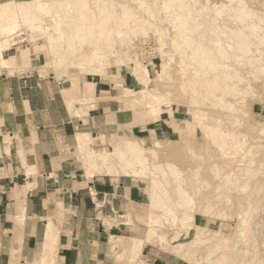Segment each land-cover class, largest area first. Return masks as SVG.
<instances>
[{
	"label": "bare ground",
	"instance_id": "6f19581e",
	"mask_svg": "<svg viewBox=\"0 0 264 264\" xmlns=\"http://www.w3.org/2000/svg\"><path fill=\"white\" fill-rule=\"evenodd\" d=\"M257 3H261L259 6L262 9L254 6ZM91 4L98 6V10ZM60 7L62 13L59 14L57 10ZM43 15L47 24L57 22L56 25L51 24L53 32L43 24ZM161 19H165L172 29L159 25L158 20ZM24 23L29 24L35 37L42 36L46 40L48 49L55 57L53 62L57 68L69 66L83 69L88 74H100L103 69L112 66L109 53H114L120 58V65H135V79L143 88L135 92L126 87V93L123 95L134 97V100L141 102L145 106L144 112L153 120L161 119L165 109L172 110L178 99L175 100L170 90L162 91L158 86L150 85L152 77L147 64H143L137 56L125 58L138 35L146 36L153 32L158 36L161 51L158 73L162 77H169L173 68L171 62L175 59V54H179V61L175 63L174 68H178L182 74L179 81L181 91L192 95L191 106L199 110L201 108L197 98L209 104L208 107L215 106L214 108L219 107L236 113V104L246 103L245 99L240 98L238 102H234L229 96L237 97L249 90L255 91L253 95H257L258 91L253 83L264 82V0H17L14 14H0V33L2 36L10 34L11 40L16 39L22 34V30L18 29L23 27ZM61 33L64 37L63 44L56 41ZM99 36L104 40L101 44ZM25 39L22 37L12 43L23 42ZM189 68L191 69L188 70ZM245 80L248 84L246 88L240 87V83ZM93 100V97L89 96L71 98L67 100V106L74 115L88 114V103ZM207 116L200 111L192 124L196 123L198 130L212 137L225 157L238 156L237 153L241 151L248 136L241 140L234 130H224L221 124L206 122ZM167 119L174 132L184 130ZM259 132L260 136L251 138V146L246 151L249 156L255 151L256 141H261L264 128ZM74 136L76 147L83 156L82 168L89 177L120 174L151 176L148 197L152 211L143 221L146 227L145 235H115L110 239V249L113 252L122 248V251L116 254L117 259L124 258L125 262L122 264H149L141 256L146 244L155 239L162 244L165 251L189 264H203L193 257L189 245L179 241L180 237L176 233L169 237L168 232L161 231L164 226L162 217L166 215L175 220L179 211L181 226L178 233H185L190 226L200 227L195 215L198 210L202 214L213 212L218 216L231 217L236 214L235 228L240 230L241 235H245L251 221L252 202L248 197L247 205H241L244 202L239 197L236 207L239 206L240 209L229 211L232 209V201L227 192L233 188L238 189L241 194L248 191L249 183L238 186L237 180L242 176H248L250 179L260 171V168L252 167V159L238 174L233 173L235 171L223 173L226 186L224 191H221L222 185L218 186L215 199L207 197L203 205H198L194 197L187 192V179L176 163L168 161L164 165L161 162H149L147 153L156 155L158 150L165 151L167 143L173 141L165 143L160 139L148 141L145 138L117 136L111 140V149L97 150L94 147L96 140L100 139L103 144L106 143V134L95 136L88 131H77ZM12 139L10 135L5 136V141L9 144H12ZM10 148L11 146H7V151H10ZM19 152L25 162L24 153L21 150ZM169 177L173 178L177 194L175 202H172L167 188L171 183ZM215 201L221 202L219 204H223L225 208L220 212L215 211ZM61 206L62 203L59 204V207ZM125 216L128 219L124 221V225H134L131 214ZM58 239L59 230L54 222L49 220L43 253L35 264H56ZM212 239L214 246L207 249L209 263L240 264L245 259V252L242 255L235 246L229 245V238L221 237L223 243L218 235H214ZM212 256H215L214 259Z\"/></svg>",
	"mask_w": 264,
	"mask_h": 264
},
{
	"label": "rangeland",
	"instance_id": "374dc122",
	"mask_svg": "<svg viewBox=\"0 0 264 264\" xmlns=\"http://www.w3.org/2000/svg\"><path fill=\"white\" fill-rule=\"evenodd\" d=\"M123 1L128 2V0ZM260 4L261 3H257L254 6L257 9H262V7L259 6ZM91 5L95 10H98V6H94L93 4ZM44 9H46V6ZM58 9L59 10H57V12L59 14L60 12L62 13V8L60 7ZM42 19L44 21L43 24L45 23L47 27H50L49 30L53 32V27L51 26L56 25L57 22L55 24L54 22H50L47 24L44 15L42 16ZM71 19L73 21V18ZM158 24L164 27H170L169 23L166 22L165 19L158 20ZM170 28L172 29V27ZM18 30H22L21 35H19L16 39L8 40L3 44L2 47L0 46V61L2 60V55H5L7 49L11 48L10 50H8L7 56L9 53L18 54L20 49H18L17 47L24 46L26 43H31L36 46H41L40 48L44 50V56L42 57L41 62L46 63V65L50 66L51 68L53 67L52 69L56 72L57 77L63 78V76H66V78H71V80H79V82L82 78V75H84L85 78L87 77L85 73L88 72L80 68L69 66L61 68L55 67L53 62L55 60V57L52 55L50 49H48L46 40L42 36L34 37L29 24L24 23L23 27H20ZM148 35H144L145 37L143 35L136 36L132 43L133 47H130V49L127 51V55L125 54V58L129 56H133V58H136L137 56V58L142 61L143 64H147V68L149 69L150 75L152 77L150 85L156 87L158 86V88L162 91L170 90L173 93L172 96H174L175 100L178 99L177 101H175L177 102V104L173 106L172 110L169 111V109H165L158 127L164 128V131L172 129L170 123L166 121V118H168L167 120H170L176 126L183 127L184 130H181L180 132L170 133V136H168L169 133H167V136H164L165 134L162 132L163 130L157 129V124L159 122H155V120L149 118L146 115V112H144L145 106L135 101L133 99L134 97H118L119 90L120 93L123 94L124 88L126 89V87L130 88L131 90L134 89L136 85L140 89L143 87L141 84L138 85V82L135 79V65L128 63H124L125 65H119L120 58L116 57L114 53H109L112 62V67L110 68L115 69L114 71L113 69H109L99 77V84L101 83V81L106 82V85L100 86L104 89L107 88V90H99L95 93L96 97H102L100 100L107 101L109 107L107 110H105V114L99 118L100 120L98 124H95L93 126H91L90 124H87L85 126L77 125L75 131H90L95 136L101 135L102 132L105 133L107 136V141L103 144L100 139H97L96 144L94 145L97 150L111 149V140L117 136L136 139L145 138L148 141L160 139L165 143H167V141H173L171 143H167L169 147L167 146V150L165 151L158 150L156 155L150 152L147 153L149 162L150 164L161 162L164 165L168 161L176 163L187 179L185 187L187 189V192L194 197L198 205H203L207 197L215 199V196L218 194V186L222 185L221 191H224L226 186L224 185L225 179L223 177V173L228 174L235 171L233 173L238 174L242 172L243 166L246 165L250 159H252V167L260 168V171L250 179L248 178V176H242L237 180L238 186L248 182L250 186L248 191L241 194L238 189L233 188L229 192H227V195L231 197L232 201V209H230L229 211L235 212L236 210L240 209L239 206L236 207V203L239 197H241L242 201L244 202L241 205H247L246 201L248 197L252 202L251 204L253 205V207L251 209V221L248 224L245 235H241L240 230L238 228H235L234 223L236 220V214L232 215L231 217L218 216L213 212H204V214H202L201 211L198 212V210L196 211L197 213L195 212V215L196 221L200 225L199 228L190 226L187 227L188 229H186L185 233H178L181 226V213L179 211L175 220L173 218L172 220L170 216L168 217L166 215L162 217L164 226L161 228V231L168 232L169 237L176 233V235L180 237L179 241L184 242L186 245H189L193 257L200 260L203 264H212V262L209 263L207 261V249L214 246V241L212 239L214 235H218L220 239L221 237L229 238V245L235 246V248H237L240 253H242V255L243 252H245V259H243L240 264H264V135L260 142L256 141L257 146L254 148V153L251 156L246 153L247 149H249L251 146V138L253 136H260L259 130H261V128H264V82H260L257 84L253 83L254 88L258 91L257 95H253L255 91L249 90L248 92L243 93V95H239L237 97L229 96V99L234 102H238L237 100L240 98L245 99L246 103L243 104L241 102H238L236 104V113L228 111L226 109L222 110V108L219 107L214 108L215 106L208 107L209 104H205L201 98H197L201 108V110H199L197 107L191 106V99L193 98L192 95L183 93L181 91L179 81H181L182 74L178 71V68H174L175 63L179 61V54L176 53L175 59L173 60V62H171L173 64V68L170 71L169 77H162L158 73V70L160 69L159 65L161 62V51L158 43V36L153 34V32L149 33ZM59 36L60 38L56 41L63 44L64 37L62 33L59 34ZM22 37H26L27 39L16 44L12 43L13 41H16ZM166 40L168 41L169 38H167ZM99 42L100 44L104 42L103 38H100ZM102 45H104V43ZM60 52L63 53V50H61ZM120 68H123L121 75L122 83L125 85V87H122V89H119L115 85V80H117V78L112 77V72L116 73ZM190 69L191 68H189L188 70ZM80 84L79 86H81ZM97 84L98 83H96V86H98ZM66 85L70 86L69 81L66 82ZM246 85H248L247 80L240 83V87L246 88ZM117 97L119 98V101L123 103V106L126 107V117H122L121 114L120 116L119 114H108L114 110L115 106H118L120 104L117 101ZM95 100L98 101L97 98ZM242 109L243 111H241ZM200 111L206 116L208 115L207 119L205 120L206 122L211 124H221L224 130H234L241 140H244L245 136H248L245 140V143L242 145L241 151L237 153V155L239 154L238 156L225 157V155L222 154L223 152L221 148L216 143H214L212 137H209L205 135L201 130H198V128H196V123L192 124V121H196V117ZM128 125L129 131L124 132L125 128L128 127ZM73 137L74 136H71L70 139L67 140V148L64 149L66 154H64L63 157L72 155L75 156V160L77 161L75 163L79 169V177H81V179H84L86 178V176L84 174V171L80 167L79 160L80 156L82 162L83 156L79 153L78 149L75 148ZM193 140H196V143H194V145L196 146L195 149L193 147ZM3 146L4 144L2 142L0 147V155H3ZM76 150L78 154L77 157ZM8 155H10V152H8ZM37 173V169H34L32 177H36ZM122 175L118 180L112 179L110 177L108 178L117 184L123 182L125 184L132 185L135 183H132L133 181H131L128 177H132L133 179H136L138 177L136 181L143 182L141 183L142 186H140L141 194L144 196L142 200L143 202L141 203L140 201L141 204L138 205L134 203H127L119 206L116 202L117 194L116 196H109L108 201L104 204V206H108L109 209L105 210L106 207L99 208L94 204V217H97V221L100 222L101 228L105 231L107 236L109 234L144 236L146 233V227L143 221L147 219L149 212L152 211V207H150L151 202L148 197V193L151 187V176L141 177L139 175ZM1 176H4V170L2 168L0 169V177ZM169 180L171 183L167 188L170 192V195L172 196V202H175L177 194L174 189L173 178L169 177ZM28 182H30L31 186L27 188V192L35 187L36 184L31 183L30 180H25L21 186H18V190L20 191L21 187L25 184H28ZM87 190L89 194L90 192H92L90 188H87ZM144 191L147 193V200L149 201V205H144L146 203V195ZM219 203L221 202L215 201V211L217 212H220L225 208L223 204ZM129 210H131L133 213ZM155 212L157 213V209L155 210ZM158 212L161 214L163 213L160 210H158ZM128 213L131 214L134 225H128V229H125L121 223L128 219L127 216H125ZM136 213L140 214L135 215ZM165 217H167V219H165ZM153 241L146 244L144 250L145 257H143V253L141 256L142 259H144L149 264H189L182 260L178 261L176 256L169 255V253H166L164 251L161 243H159L156 239ZM220 241L221 243L224 242L223 239H221ZM164 246L167 245L164 244ZM120 251H122L121 247ZM107 257L109 264H121L125 262L124 258L117 259L120 261L118 262L114 260V256L112 255L108 254ZM214 257L215 256H212L213 259Z\"/></svg>",
	"mask_w": 264,
	"mask_h": 264
},
{
	"label": "crops",
	"instance_id": "0c3cea01",
	"mask_svg": "<svg viewBox=\"0 0 264 264\" xmlns=\"http://www.w3.org/2000/svg\"><path fill=\"white\" fill-rule=\"evenodd\" d=\"M16 1L0 0V14H14ZM8 40H11L10 34L2 36L0 33L1 47ZM40 47L26 43L17 47L20 49L18 54L9 53L7 56L9 48L2 55L3 61H0V147L2 142L4 144L3 155H0V169L4 170V176L0 177V264H35L43 253L49 220L59 230L56 264H109L108 254L119 261L116 254L121 252L120 248L113 252L110 249V239L111 236L124 234L107 236L97 217H94V204L99 208L106 207L107 210L109 207L104 204L109 196L116 194L119 206L127 203L141 204L144 196L140 186L143 182L126 176L136 185L123 182L117 184L108 177L118 180L122 174L89 177L85 172L86 178L81 179L75 156L63 157L66 154L64 149L67 148V140L77 133L76 126L98 124L99 118L108 109L107 101L100 100L102 97H96L95 93L107 90L101 87L106 85L105 81L99 84V77L115 68L103 69L100 74L85 73L87 77L82 75L80 82L66 76L60 78L56 76L53 67L41 62L44 50ZM122 71L123 68H120L118 72H112V77L117 78L115 85L119 89L125 87L122 83ZM68 81L70 86L66 85ZM139 89L136 85L132 90L138 92ZM123 94L119 90L118 97H129ZM88 96L94 99L88 103V114H72L67 100ZM117 101L120 104L108 114L126 117V107L119 98ZM161 119L155 122H159L157 129L163 130L164 128L158 127ZM128 131L129 125L124 132ZM162 132L164 136L174 133L172 129ZM7 135L12 136V144L5 141ZM73 138L75 140V136ZM194 143L196 140H193L195 149ZM74 144L77 148L75 141ZM7 146H11L10 151H7ZM20 150L24 153L25 162ZM79 160L84 171L80 156ZM34 169L38 172L36 177H32ZM25 180L36 184L35 187L27 192V188L31 186L28 182L19 191L18 186ZM87 188L92 190L91 196ZM144 193V205H149L147 193ZM59 201L62 203L61 207ZM138 214L140 213L135 215ZM121 224L128 229L124 222ZM176 258L178 261L182 260Z\"/></svg>",
	"mask_w": 264,
	"mask_h": 264
}]
</instances>
